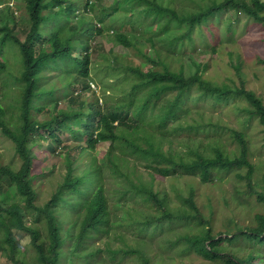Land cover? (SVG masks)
<instances>
[{
	"label": "trees",
	"instance_id": "16d2710c",
	"mask_svg": "<svg viewBox=\"0 0 264 264\" xmlns=\"http://www.w3.org/2000/svg\"><path fill=\"white\" fill-rule=\"evenodd\" d=\"M8 2L0 135L19 165L0 164V258L264 264V90L246 72L252 55L264 74V46L228 50L221 81L200 57L227 50L242 21L264 30V0H22L17 25ZM44 150L60 157L48 170ZM228 207L243 219L221 222Z\"/></svg>",
	"mask_w": 264,
	"mask_h": 264
},
{
	"label": "rangeland",
	"instance_id": "374dc122",
	"mask_svg": "<svg viewBox=\"0 0 264 264\" xmlns=\"http://www.w3.org/2000/svg\"><path fill=\"white\" fill-rule=\"evenodd\" d=\"M105 4H109L110 2H112V0H104ZM22 0H9L8 4L12 6L13 8V12H16L15 18H14V24H18V22L23 19V16L25 15V9H24V5H22ZM5 3H3V0H0V7H4ZM0 9V10H3ZM228 14H230L229 12L225 13V16H227ZM230 17V16H229ZM227 18V17H226ZM72 19H74V17H72ZM244 25V26H243ZM240 26L241 27H237L236 32L234 33V36L232 37V39H230L234 44H230L228 42H226V45L228 48H226L227 50L225 51H219L215 54H211V55H201V59H204L205 62L210 63L208 69L205 71L204 76L212 79L214 81H221L224 80L225 78H227V76L232 75L233 73L229 67V57L227 54V51H234L235 48L240 50L241 52H244L246 50H256L257 48L264 46L261 43V39L264 37L263 33L264 30L257 28V26L255 24H253L252 22L248 23V25H245V22L242 21L240 22ZM221 35L224 36V32L220 31ZM112 47V43L107 44L104 43L103 44V50L108 52V50ZM122 48V47H120ZM117 50V49H116ZM115 50V51H116ZM120 52L122 53H126L123 52V50H120ZM104 53L99 54L101 56H103ZM97 54L92 55L93 56V60H99L101 59V57ZM187 59V63H188V58H184V60ZM247 59H249L250 63H249V67L246 69L247 75H248V83H247V88L249 89H253L257 92L264 90V74L263 71L261 69L260 66H258L255 62H253L254 57L252 55H248ZM186 72L187 73H191L193 71L192 68H189L187 65L185 67ZM245 72V73H246ZM245 75V76H247ZM238 82V80H236ZM63 106H66V104ZM210 114H213L214 116H218L220 117L223 121H228V119L233 123V116L235 114H233L231 111H226L225 114L223 115L222 112L220 110H214V111H209ZM41 119L44 118V116L40 117ZM258 129L259 127H257V124L254 125L253 130H250V134L253 137V144H257L259 142V139L257 138L258 136ZM63 140L66 139V135H62ZM68 138V136H67ZM221 138L223 140L227 139V136H225V134L223 133L221 135ZM68 140L70 141V138H68ZM109 144L108 143H101L98 146V154L99 156L101 155L102 152H104L107 148ZM45 148V146L42 148V150ZM255 148L253 147V150ZM261 159L258 156L254 157V161L257 163H262L264 164V155L261 154ZM42 158V162L46 163V167L45 169H51L54 165L58 164L60 162V157H57L56 155H53L52 153L50 154L48 151L43 152V154L41 155ZM0 164H4V165H12L13 167H17L19 165V160L17 159L15 152H14V147L13 144L11 143V141H9L8 139H6L4 136L0 135ZM261 164V165H262ZM262 171H264V165L262 166ZM182 183H179V186H182L183 181L181 180ZM163 183L165 185H168L167 182L164 180ZM238 209V208H237ZM234 209L233 207H228L224 213V215L221 217V222H225L226 219L228 218H233V219H243V214L240 213L239 209ZM239 211V212H238ZM253 212H257V213H263L264 212V208L263 206L259 205V204H254L253 205ZM240 213V215H238ZM238 215V216H237ZM221 229V228H219ZM28 243V238L25 237L23 240V244ZM129 260H125L124 262L127 263ZM0 264H7L3 259L0 258Z\"/></svg>",
	"mask_w": 264,
	"mask_h": 264
}]
</instances>
